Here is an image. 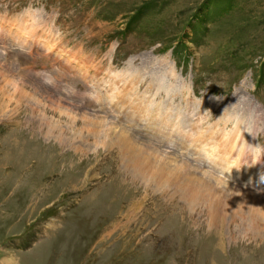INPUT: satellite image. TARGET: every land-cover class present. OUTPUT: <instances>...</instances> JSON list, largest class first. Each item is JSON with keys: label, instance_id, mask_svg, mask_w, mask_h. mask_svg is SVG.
Here are the masks:
<instances>
[{"label": "rangeland", "instance_id": "1", "mask_svg": "<svg viewBox=\"0 0 264 264\" xmlns=\"http://www.w3.org/2000/svg\"><path fill=\"white\" fill-rule=\"evenodd\" d=\"M29 7L42 12L14 18L24 34H41L47 23L54 39L44 37L45 50L54 41L91 58L99 72L84 76L36 43L27 49L0 33V264H264L260 203L219 194L212 178L200 187L194 164L190 174L178 161L174 168L169 152L145 148L151 142L99 109L109 50L115 68L142 53L152 69L172 62L204 100L197 146L222 154L231 124L215 134L203 129L236 102L229 116L254 117L263 130L252 149L262 156L247 157L264 161V122L254 114L264 116V0H0V20L7 26ZM117 83L113 101L133 90ZM104 131L119 140L109 144ZM252 164L264 172V162Z\"/></svg>", "mask_w": 264, "mask_h": 264}, {"label": "bare ground", "instance_id": "2", "mask_svg": "<svg viewBox=\"0 0 264 264\" xmlns=\"http://www.w3.org/2000/svg\"><path fill=\"white\" fill-rule=\"evenodd\" d=\"M30 14V13H29ZM48 38V37H47ZM45 40V39H44ZM48 42H49V40L47 41V43L46 44H48ZM49 44H51V43H49ZM47 49H48V47H47ZM46 49V50H47ZM158 63V62H157ZM128 67H132V66H130V64H127V67L126 68H128ZM136 69H138L136 66H134ZM151 67H153V66H151ZM156 67V66H155ZM129 72H131V73H133V76H135V77H139V72H136L135 70H134V68H133V70L132 71H129ZM148 73H150V75H149V82L147 83V86H148V90H149V88H151L152 90H151V94H157V92H160V93H165L166 95H168L170 92H172V91H174V90H176V81H175V77H176V75H175V73H174V71H173V68H162V67H160L159 69H152V70H149L148 71ZM117 76H119V75H117ZM119 77H121V76H119ZM182 83V82H181ZM187 91V90H186ZM143 93H146L145 91L143 92ZM149 93V92H148ZM146 95V94H145ZM145 95H143L142 93H139L138 94V96H139V99H142V98H144L145 97ZM147 97H148V95H146ZM139 110L140 111H143V113L144 112H146V108L145 107H143V108H139ZM155 111V110H154ZM154 111H152V112H154ZM155 113V112H154ZM233 117H231L232 118V123H233V128H234V130H236V127H235V124H234V120H235V122H236V124H238V127H240V126H242L241 124H246V126H247V128L248 129H246L248 132H247V134L245 135V139L246 140H248L249 138H250V135H251V133H252V129H253V127H254V124H256V122H257V119H255L254 117H248L247 116V118L249 119V121H244V119L243 118H241V117H239V115L238 114H234V115H232ZM246 117V116H245ZM222 118H229V119H231L230 117H229V115H227L226 114V112H225V114L223 115V117ZM251 120H253V122L251 121ZM170 122V119H168V121H167V123H169ZM165 123V122H164ZM100 124H102V123H100ZM111 124H114V122H111ZM166 124V123H165ZM124 129L123 130H125V127L124 126H122ZM122 129V128H121ZM102 130V129H101ZM111 130V129H110ZM122 130V132H121V135H124V137L127 139V135H126V133H128V132H126V131H123ZM127 130V129H126ZM113 132V131H112ZM102 136L104 137V140H107V142L109 143V144H111L112 142H115V141H118L119 140V138L118 137H116V138H114V136H115V134L114 135H110L109 134V132L108 131H104V132H102ZM124 139V138H123ZM125 140V139H124ZM148 141V140H147ZM104 142V141H103ZM150 142V141H149ZM152 143H150V145L149 144H146L147 146H145L144 145V147L145 148H156V147H154L153 146V144L151 145ZM157 148H159V147H157ZM254 152L255 153V151L254 150H251V152ZM166 156V155H165ZM255 156L256 157H258L259 156V154H256L255 153ZM166 157H168V158H170L171 160H173V162H174V164L173 165H175L174 166V168H176L177 169V167L176 166H179L176 162L178 161V162H180V167H182V168H185L187 171V174L189 173V171H188V165L189 166H193V165H190V163L187 161V160H185V159H182V158H180V157H177L176 155H174L173 153H168V156H166ZM223 166H224V168L225 169H228L229 168V162L227 161V159L225 158L224 159V161H223ZM194 167H195V165H194ZM190 169V168H189ZM194 170V169H193ZM185 172V173H186ZM240 172H245L244 173V178H246L247 176H248V169L246 168V167H242L241 168V171ZM195 173H197V172H195ZM190 174V173H189ZM230 174H232V173H229V177H232V176H230ZM196 177H198L196 174H194ZM200 176H202V177H200ZM198 178L200 179H196V178H194V177H192V176H190V177H192V179L195 181V183L196 184H198L200 187H202V188H204V187H208L207 186V184L205 183V181L206 182H208V180L210 179V178H212V181H214V183L212 184V186L214 187V188H216V189H218L219 191H220V193L219 194H221V193H223V194H225V192H229L230 194H232V193H234L235 195H238V194H242V196H243V199H246V198H248V197H251L252 198V201H254L255 202V200L258 202V203H260L261 204V206L264 208V194L263 193H259V194H257V193H255V192H252V191H249L248 189H245V188H243V189H240V188H242L241 186H239V185H236V186H234L233 184H231V183H227V182H225L223 179H221L220 177H217V176H214L213 174H209V173H201V175H200ZM204 176V177H203ZM253 176V178L256 180V181H258V182H261V180H258V178H256V176L255 175H252ZM205 177H207V178H205ZM205 178V179H204ZM207 179V180H206ZM211 180V179H210ZM194 183V184H195ZM226 185L227 187H226V189H224V187H221L220 185ZM264 184V183H263ZM211 185V184H210ZM238 187H240V188H238ZM239 190V192H237V190ZM260 194H262V195H260ZM226 195H228V194H226ZM223 196V195H222ZM229 198H227V200H228ZM243 199H240V200H243ZM241 202V201H240Z\"/></svg>", "mask_w": 264, "mask_h": 264}]
</instances>
